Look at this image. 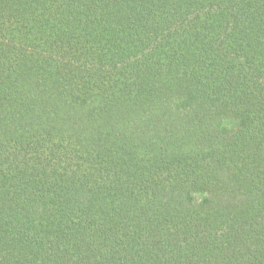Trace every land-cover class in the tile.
Masks as SVG:
<instances>
[{
    "label": "trees",
    "instance_id": "1",
    "mask_svg": "<svg viewBox=\"0 0 264 264\" xmlns=\"http://www.w3.org/2000/svg\"><path fill=\"white\" fill-rule=\"evenodd\" d=\"M0 264H264V0H0Z\"/></svg>",
    "mask_w": 264,
    "mask_h": 264
}]
</instances>
